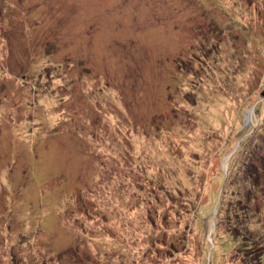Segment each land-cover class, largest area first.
Wrapping results in <instances>:
<instances>
[{"label": "rangeland", "instance_id": "rangeland-1", "mask_svg": "<svg viewBox=\"0 0 264 264\" xmlns=\"http://www.w3.org/2000/svg\"><path fill=\"white\" fill-rule=\"evenodd\" d=\"M263 161L264 0H0V264H244Z\"/></svg>", "mask_w": 264, "mask_h": 264}, {"label": "trees", "instance_id": "trees-1", "mask_svg": "<svg viewBox=\"0 0 264 264\" xmlns=\"http://www.w3.org/2000/svg\"><path fill=\"white\" fill-rule=\"evenodd\" d=\"M249 175L245 181L247 186H251L250 176L258 173L257 176L264 174V161L260 164H253V166L248 170ZM247 257L244 260V264H264V249H262V245L258 244L255 248H248L246 251Z\"/></svg>", "mask_w": 264, "mask_h": 264}, {"label": "bare ground", "instance_id": "bare-ground-1", "mask_svg": "<svg viewBox=\"0 0 264 264\" xmlns=\"http://www.w3.org/2000/svg\"><path fill=\"white\" fill-rule=\"evenodd\" d=\"M253 115H254V113H253V110H252V109H250V110H248V111L246 112L245 122L247 123V125H248L250 122L253 121ZM229 157H230V156L227 155V156L225 157V159H224V165H225V166H227V163H228Z\"/></svg>", "mask_w": 264, "mask_h": 264}]
</instances>
